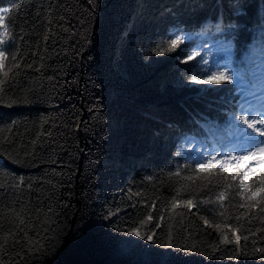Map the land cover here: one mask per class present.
<instances>
[{
    "label": "trees",
    "instance_id": "16d2710c",
    "mask_svg": "<svg viewBox=\"0 0 264 264\" xmlns=\"http://www.w3.org/2000/svg\"><path fill=\"white\" fill-rule=\"evenodd\" d=\"M0 13L11 48L5 70L12 53L19 64L7 78L0 72V236L31 217L36 231L26 229L28 236L43 245L29 250L21 236L13 247L8 235L0 264H160L164 252L169 264H264L251 254L264 248L259 219L249 225L242 218L235 235L224 229L232 240L225 243L200 220H212L206 209L214 206L203 201L221 189L196 195V185L184 179L192 175L184 167L190 158L229 146L227 113L241 99L239 84L201 93L207 85L186 83L199 58L181 59L196 48L230 56L251 88L260 84L264 0H0ZM221 21L224 31L217 33ZM178 32L192 38L157 55ZM189 199L193 207L183 203ZM49 205L55 223L45 232L36 216L42 209L45 219ZM149 211L157 217L149 228L164 216L155 244L126 234ZM169 231L174 243L197 250L159 247Z\"/></svg>",
    "mask_w": 264,
    "mask_h": 264
},
{
    "label": "snow or ice",
    "instance_id": "6c2138e0",
    "mask_svg": "<svg viewBox=\"0 0 264 264\" xmlns=\"http://www.w3.org/2000/svg\"><path fill=\"white\" fill-rule=\"evenodd\" d=\"M89 3H94V0H89ZM63 19V17H61ZM5 14L0 13V27H3V34L0 35V72L3 73L5 78L8 77L9 71L12 67H19L16 63V54L12 53L11 60L12 65L6 69V62L9 60L8 53L11 51L10 46L6 45V39L8 34L7 27H4ZM212 27V25H207ZM228 27H233L229 25ZM215 29L217 33L224 31V26L221 22L216 23ZM67 31V29H65ZM203 34V32L197 35ZM261 35L264 36V25H262ZM192 38V34L177 33L174 38H170L162 47L157 50V55H163L171 52H175L180 45L186 43V40ZM47 39V37H45ZM86 42L91 43L87 38ZM14 44L15 40H11ZM262 48H264V40H261ZM232 48L231 42L222 44L221 51L229 53ZM264 55V52H262ZM196 65L191 66L188 69L190 79L186 83H192L196 85H207L206 88H201L198 91L201 93H208L215 91L212 86L221 85L224 83L239 84V88L236 89L237 93L241 96L239 102L234 104L231 111L227 113V130H228V143L229 146L225 147L221 143L220 147L213 146L210 150L205 149L198 153L196 156L190 158V162L184 165L185 168H190L192 175L184 177V179L195 184L196 187L193 191L196 195L205 190L211 191L212 189H221L214 193V199L209 198L204 200V204H211L214 207L206 209V211L212 216L210 221L208 215H200V220L204 225L209 228H214L223 234L225 243H232V240L228 238L224 229L230 230L233 235L240 228H244V223H241L244 218L245 223L251 224L253 219H259V223L264 225V216L257 217L252 213L253 209H258L260 213H264V71H261L260 75V88L257 90L253 86L249 90H245L247 85V79L243 73V70H238L232 67V61L230 56L225 59H217L203 54L199 48L193 50H185L184 55L181 57L182 62L188 63L189 61L197 60ZM264 63V62H262ZM31 67V65H28ZM38 70V69H37ZM252 75H255L252 73ZM4 81L0 80V84ZM225 103H232L230 100H225ZM79 127V125H77ZM51 135V133H48ZM177 152L176 155H180ZM192 161H194V166ZM181 169H178L173 175L179 177L181 175ZM199 181V183H197ZM19 186V185H17ZM191 186V185H190ZM0 187H3L0 184ZM31 188V185H29ZM139 195V194H137ZM227 201V203H225ZM179 203V202H178ZM185 206L193 207L192 200L183 201ZM153 211L156 210V204L153 202L150 205ZM237 209H244L245 211L239 212ZM38 210L36 216V222L40 224V230L49 231L51 225L55 223L54 219L49 217V214H55L53 206L49 205L48 212L45 213V219L41 220ZM116 213H112L115 215ZM157 217H154L152 211L138 222L137 226H133L126 230V234L134 236L139 240L150 241L153 244L156 243L155 237H157V229L163 227L162 222L164 216L159 215L158 221L154 227L149 228L148 225ZM234 220L237 223V227H233L229 224V220ZM19 224L24 227L18 228L17 232H12L8 229L4 236H0V251L4 248V243L8 235L13 238V247L16 243L20 242L22 236L25 241L30 245V249H35L39 252L43 248V245H39V241L33 244L32 239L28 236V230L36 231V225L31 223V217L27 220L19 219ZM2 225H0V231H2ZM252 232L251 228L245 229ZM255 231L264 232V227L255 229ZM39 235V232H36ZM237 244L240 237H235ZM247 240V236L244 237ZM128 243L134 244V241ZM159 247L164 249H173L176 251L194 252L196 251V245L189 246L187 243L179 244L173 242L171 231H169L168 239L163 241ZM215 252L216 249L214 248ZM244 252H235L234 256L247 255ZM252 255L259 254L261 259H264V248L254 249ZM169 253L164 252L160 257V264H169ZM6 264V262H5Z\"/></svg>",
    "mask_w": 264,
    "mask_h": 264
},
{
    "label": "rangeland",
    "instance_id": "374dc122",
    "mask_svg": "<svg viewBox=\"0 0 264 264\" xmlns=\"http://www.w3.org/2000/svg\"><path fill=\"white\" fill-rule=\"evenodd\" d=\"M245 90H248L247 87L245 88Z\"/></svg>",
    "mask_w": 264,
    "mask_h": 264
}]
</instances>
